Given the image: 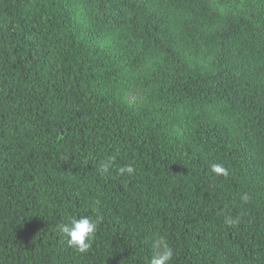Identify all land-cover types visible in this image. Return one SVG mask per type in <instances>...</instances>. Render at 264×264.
I'll list each match as a JSON object with an SVG mask.
<instances>
[{"label": "trees", "instance_id": "1", "mask_svg": "<svg viewBox=\"0 0 264 264\" xmlns=\"http://www.w3.org/2000/svg\"><path fill=\"white\" fill-rule=\"evenodd\" d=\"M158 236L264 264V0H0V264H150Z\"/></svg>", "mask_w": 264, "mask_h": 264}, {"label": "clouds", "instance_id": "2", "mask_svg": "<svg viewBox=\"0 0 264 264\" xmlns=\"http://www.w3.org/2000/svg\"><path fill=\"white\" fill-rule=\"evenodd\" d=\"M111 167V161L102 164L101 171L107 173ZM212 170L215 173H224L226 170L214 164ZM125 172L132 174L134 168L132 165H127L119 169L122 175ZM232 223V221H229ZM99 221L88 216L73 218L65 224L60 225V230L67 238L69 246L74 247L79 253H87L93 245L96 233L98 231ZM153 256L150 264H170L174 256V250L169 246L167 241L162 236H158L152 242Z\"/></svg>", "mask_w": 264, "mask_h": 264}]
</instances>
